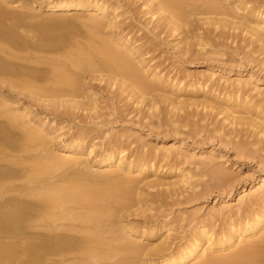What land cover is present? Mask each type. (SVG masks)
I'll use <instances>...</instances> for the list:
<instances>
[{"label": "bare ground", "instance_id": "obj_1", "mask_svg": "<svg viewBox=\"0 0 264 264\" xmlns=\"http://www.w3.org/2000/svg\"><path fill=\"white\" fill-rule=\"evenodd\" d=\"M121 1L117 0L114 6L107 0H32L30 4L15 5L10 10L7 7L9 1L0 0V119L5 121L0 126V264H132L145 254L162 256L159 260L145 259L147 264H264V174L251 181V185L262 182V186L255 193H247L237 205V210L223 202L217 212L223 214L219 216L225 222L218 228L200 222L183 241L180 239L179 244H174L169 241L173 226L169 223L171 227L168 224L161 225L168 227L167 233L162 239L160 235V241L155 242L159 227L145 229V225H141L147 223L148 214L141 224L129 218L147 213L150 205L146 204L153 200L150 193V197L142 193L144 189L141 191L139 182H144L143 187H148L145 189L157 187L158 190V187L163 186L168 189L172 185L174 189H170L175 190L177 186L185 187L184 184L190 183L189 179L193 176L188 171L186 174L179 171L174 180H167L161 175L158 166L149 163L157 158L154 153L129 160L123 154L125 148L117 144L107 148L100 158L94 159L91 157L94 149L83 144L82 140L86 136L83 137L82 133L63 141L58 152L54 149V142L62 135L61 128H56L46 117H41L34 105L52 110L53 113L58 112L61 105L66 110L67 104L76 109H84L85 106L87 109L88 105L90 109L95 108L91 86L83 76L87 70L111 72V75L107 73L111 84L122 85V90V87L126 88L123 91L138 99H145L153 89V94H156L153 82L181 95L192 91L191 87L189 89L188 86L180 85L183 81H175L163 70L150 64V60L145 57L148 51L142 50L143 47L141 49V45L137 44L138 40L130 38L129 32H121L116 20L118 14H114L122 5L119 4ZM220 3L221 0H142V5L147 7L145 14H150V21H157L156 25L149 21L153 26L161 31L169 29L170 32L171 29L181 35V42L184 43L181 53L196 54L195 44L202 39L198 31L200 23L212 24L214 29H220L222 23L226 26L224 28L229 26L246 30L263 49L264 8L260 10V5L259 9L255 8L256 5L251 8L247 6V1L235 0L234 11L228 10L230 18H218L216 15L191 17L196 14H216ZM85 10L93 12L88 13L87 19L83 20ZM33 16L44 19L34 24L28 22ZM81 16L83 19L79 22ZM76 25L86 29L87 35L83 32L85 38L82 34H76L82 40L77 39V36L72 37L74 33H71L70 28ZM105 27L109 28H106L110 31L107 32L109 35L101 33ZM66 31L71 35L69 33L70 36L63 37L67 35ZM194 39H197L195 44ZM201 44L204 45L203 42ZM204 46H207L206 42ZM58 50L61 52L58 53ZM53 51L57 53L51 55ZM43 64L49 67L46 71L40 67ZM69 65L76 69H71ZM77 69L83 73L79 75ZM252 78L251 75L238 80L236 86L232 85V89L225 91L224 86L217 91V86L213 88L207 83L209 79H197L191 86L195 85L196 92L201 95L198 93L191 100L185 99L184 95L181 96L183 101L181 98L177 100V95L175 99L167 93V96L164 93L162 95L178 110L191 104L215 108L217 114L224 115L223 121H227L226 125L221 124V128L235 127L232 130L236 134L242 130L236 129V126L244 128L246 125L257 136L264 134V104H261L260 99H253L250 92L248 94V90L244 89V85L250 84ZM41 79L44 80L42 84ZM153 94V97L149 95L151 100L157 97ZM155 100L154 103L151 101L154 106L157 103ZM67 109L71 108L67 105ZM12 129L19 133L13 134ZM87 129L84 132H88ZM227 129V132L231 131V128ZM237 145L238 151L243 152L247 142L238 141ZM38 149L39 152L35 154L34 151ZM161 155L157 161L169 157L168 153ZM113 166L117 171L132 174L133 177L126 175L111 180V170H106ZM212 172L224 183L229 179L222 168ZM147 174L154 177L148 179ZM225 177L228 179L225 180ZM135 183L138 185L135 186ZM235 193L233 190L229 196ZM166 196L167 193L163 198H168ZM225 210L230 211V214H226ZM215 212L213 214L217 215ZM134 235L142 237L141 240H146V243ZM120 253L123 259H115H121L118 256Z\"/></svg>", "mask_w": 264, "mask_h": 264}, {"label": "rangeland", "instance_id": "obj_2", "mask_svg": "<svg viewBox=\"0 0 264 264\" xmlns=\"http://www.w3.org/2000/svg\"><path fill=\"white\" fill-rule=\"evenodd\" d=\"M6 1H9V4L7 6L9 8H15L16 6H18L19 4L21 5L22 3L27 4L29 2L28 4H30V2H32V0ZM107 1L109 4L111 3L115 6V2L117 0ZM233 1L235 0H221V7H217L219 6L218 4L216 6L217 10H215L219 14H196L192 15L191 17L207 18L210 17V15H216L218 16V18H230L228 13L231 11V9L233 10V8L235 7ZM243 1H247V6H250L251 8L252 5L253 8L256 5L255 8L257 9L262 6L260 10L264 8V0ZM121 2L122 3L119 4L122 5L117 8L114 13L118 14V18H116V20H118L117 26L121 29V32L123 31L124 34H128L127 32H129L128 35L130 36V38H133V40L137 39V44L139 43V45H141V49L143 47L142 50L148 51L145 57L147 60H150V64L155 65L159 69L163 70L162 72L164 74H166L170 78H173L175 81H183L180 82V85L188 86L189 89L192 88V91H189V93H185L186 95L183 93L181 95L180 93L171 92V90L159 84L158 82H153V87H156V94H153V89V91L150 93L151 95L148 94L145 99H138V97L136 96L131 97V93L128 94V92L123 91L125 87H122V90V85H112L110 82L111 80L107 79L109 76L108 74L111 75V72H107V74L105 71H99L102 73L101 74L98 71L87 70L88 72L86 71L85 73H82L84 74L83 76L86 81H88L91 86V90L93 92L92 98H94V101L96 103L94 104L95 108L90 109L91 106L88 108V105L87 109H85L86 106L84 109L78 107L76 109V107H71L70 104H67L68 107L72 109L69 110L67 109V105L65 106V102L63 103V105L66 107V110L61 105L62 107H59V111H54V114L52 110L48 111V109L46 110L44 107H41L37 104H35L34 106L41 117H46V120L50 121V123H52L56 128H61L60 133H62V135L60 139L54 142L55 145L53 146L57 152L60 149H58V147L63 141L65 142L71 136L82 133L83 137L86 136V138L82 140L83 144L85 146H90L94 149V152L91 155V157L93 156L94 159L96 157L97 159L100 158V155L104 154L107 148L119 145L122 146V149L125 148L123 154L127 157V159L129 158V160H135L136 157L144 158L150 153H154V157L156 156L157 158L155 157L156 159H153L149 163H153L154 165H156V167L158 166L159 171L163 172H161V175L164 178H167V180H174L173 178L175 177V175L179 174L180 172L186 174L188 171L190 175L193 176H191L192 178L189 179L191 184H184L185 187L182 185V183H180L182 185L181 187L177 186L178 184H176L175 187L177 186V188H175V190L170 189L172 188V185L170 188L168 186V189L166 188L167 186L158 187V190L157 187L145 189L148 187H143L144 182L142 181L141 183L140 180L139 183L141 191L142 189H144L142 193L145 194V196H151L150 198H153V200L147 202L148 204H146L148 206L150 205V208L147 209L148 212L146 211L147 213H144L140 216L138 215L139 217H133V215L132 217L129 216V218L133 222L141 224V221L143 223V221L146 220V216L148 214L146 220L147 223L144 222L146 224L143 223L141 225H145V229L151 227H156L155 229H157L159 227V236H157L158 238L154 239L155 242L160 241V238L162 239L165 236L168 227H171L169 223L172 224L173 226L171 227L170 232V234L172 235L169 241H173L174 244H179L181 240L183 241L184 237L187 236V234H190L191 230L195 226H198V224H213L214 227L216 226L215 228H218L221 223L225 222V220H221V216L223 214L217 212V210L222 206L223 202H227L230 206L235 207L233 209L237 210V205H239L241 199L247 193H255L262 186V182L251 185V181L255 180L257 177H261L264 174V134H257V136L259 135L257 137L256 134H254V131H252L251 133L252 128L246 125L244 126L245 129L243 128V126H236V129L238 130H241L240 128H242V132L240 131L239 133L235 134V132L232 130L235 127L227 125V128H231L230 135V132H227V130L229 129L221 128V124L226 125L227 121H223V114H217V109L204 106L195 107V104H191V109L188 106L187 108L183 106V108L180 107L178 110L177 106H174L172 105V103L170 104V102H167V100H165L164 95L167 96V94H170L171 96H168H170V98L172 97V99H175L177 95V100H179L181 96L184 95L183 97L185 99L188 98L189 100H191L196 98L198 96V93L199 95H201L200 92H196L197 88L195 87V85L191 86V83L195 82V80L197 79H209L207 81L209 85H211L213 88L217 86V91L218 88L225 87L223 89V91H225V89L229 90L232 89L233 86H236L238 84V80L244 79L245 77L252 75L253 78L250 81L251 83L245 84L244 89L248 90V94L250 92V96H252L253 99H260L261 104H264V48L261 49L263 46L258 43L256 39H254V36L252 37L250 33L247 34L248 32L246 30H240V28L238 27L233 28L229 26V29L224 28L226 26L222 23L220 29L219 27L218 29H214V25L212 26V24L201 25L200 23V29L198 31L201 33L202 39L199 40L203 42L204 45L206 42L207 46H204L199 41L197 44V39H194V44L196 42L195 51H197L200 55L197 52L194 55L184 54L181 53L183 52L181 51L183 49L182 47H184V43L181 42L180 39L181 35H178L177 31H173L171 29L170 32L169 29H164L163 31H161L160 28L156 27L155 25L157 21H150V14H145L144 10H147V7L142 5V0H122ZM11 8L10 10H12ZM92 12V10H85V12L83 13L84 19L81 16L79 18V22L80 20L82 21V19L86 20L87 15ZM238 12L240 13V11ZM38 19L39 17L36 18L35 16H33V18H29L28 22L37 23L43 21L44 18L40 17V19ZM149 21L154 22L153 24L155 25L153 26V24ZM79 26L76 25L75 27L70 28V30L72 29L71 33H74L72 37L75 38L77 35L81 34V36L83 37V32L87 35L84 26ZM106 28L108 27H105L103 29L101 28V33L109 35V33L107 34V32H110L108 31L109 28L108 30ZM79 31L82 33H80ZM221 32L223 34H221ZM69 33L70 32H67V35L64 34V32L61 34H64L62 35L63 37H68L71 35V33L70 35ZM86 35L84 34L83 38H85ZM81 36H77L76 38L79 39L81 38ZM252 39H254L253 42L251 41ZM254 48H257V50L259 51L255 50ZM55 52L56 51H53V54L51 55H55ZM57 52L59 53L61 51L58 50ZM40 67L43 71L44 69L46 71L48 65L43 64L40 65ZM69 67L76 69L71 65H69ZM77 71L79 70L77 69ZM79 72L77 73L81 75V71ZM100 75L102 79L100 78ZM100 79L102 81H100ZM38 81L40 83V80ZM42 81L44 80L41 79L40 84L43 83ZM162 93H164V95H162ZM152 94L157 95V97L154 96V99L152 98L153 100H155L156 98L155 102L157 103L155 104V106L153 104L154 101L151 100L150 97L152 96ZM250 96H248V98ZM62 97H58V99H62ZM183 97L181 98L182 101ZM201 98L202 96L200 97V99ZM145 100H151L153 103L151 101L146 102ZM149 103L151 104V106L149 105ZM192 105H194V109L192 108ZM175 107L177 109H174ZM88 109H90L91 111ZM181 118L183 119L181 120ZM4 122V119L1 118L0 126H2ZM86 127H88V129ZM86 129L88 132H90H84L86 131ZM12 130L13 134L19 133V131L16 129ZM223 133L228 134H225L223 136ZM115 141L120 144L115 143ZM238 141L247 142L246 149L243 152H239L238 148H236V146H238ZM9 151L11 153H15V151L12 149H9ZM34 152H36L35 154H37L39 152V149L35 150ZM167 153L169 156L167 157V159H159L160 161H157L158 156H160L161 154V156H163ZM217 168H222L226 172V175L228 174L229 179L225 177V180L228 179L227 182L225 181L224 183L216 178L217 175L212 171L216 170ZM108 170H111L112 173L111 177L113 178H111V180H115L127 175L124 172L117 171L114 166L108 168L106 171ZM130 175L127 176L133 177V175ZM149 175L150 174H147L148 179H152L154 177L153 175ZM136 177L137 175L135 174V178ZM136 184L137 183H135V186L138 185ZM140 188L137 189V192H139ZM163 189L164 191H162ZM172 189H174V186ZM145 190H147V193H145ZM233 190L238 193H235L232 197H230L229 194ZM171 191L173 192L171 193ZM162 193H167L168 198H163L164 194L162 195ZM160 199H164V202H162V200ZM259 203H262L261 200H259ZM151 205L153 208L151 207ZM254 206L256 207L257 205ZM215 210L217 213L215 212ZM211 211L213 212L211 213ZM214 212L218 216L214 215ZM226 212V214H230V211L227 210ZM219 214L221 216H219ZM161 225H167L168 227L165 228V226ZM160 235H162V237H160ZM134 236L138 238V235ZM141 239L142 237L138 238V240H140L141 242L146 243V240ZM119 255L121 256L122 253L118 254V256ZM150 255L152 254H149L147 256L145 254L140 258H136L135 262L133 263L147 264L145 259L152 258L159 260L162 257L161 254H153L152 256ZM122 257L123 256H121V259L118 257H116L115 259L122 260ZM115 264L118 263L116 262Z\"/></svg>", "mask_w": 264, "mask_h": 264}]
</instances>
